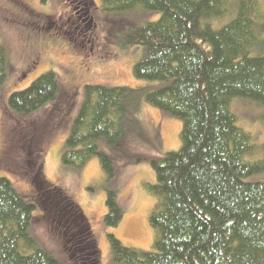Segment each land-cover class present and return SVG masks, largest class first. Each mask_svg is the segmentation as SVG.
Returning <instances> with one entry per match:
<instances>
[{"label": "trees", "instance_id": "obj_1", "mask_svg": "<svg viewBox=\"0 0 264 264\" xmlns=\"http://www.w3.org/2000/svg\"><path fill=\"white\" fill-rule=\"evenodd\" d=\"M79 2L91 12L94 0ZM101 6L108 16L135 9L151 16L127 26L123 34L126 45L142 46L134 76L151 84L85 85L63 144L62 163L81 168L98 157L112 180L117 175L114 148L124 146L126 125L135 119L141 101L183 121L178 150L136 159L149 160L156 177L148 186L155 198L149 217L153 250L126 247L111 234L114 261L264 264V154L257 153L254 136L238 124L232 106L236 98H247L264 107V3L102 0ZM7 76L0 42V87ZM59 92L60 80L50 70L12 92L8 105L16 114L30 116L55 103ZM39 174L40 169L35 177L43 182ZM32 181L36 203L0 176V264H62L29 233L42 202L44 213L66 228L73 264H101L82 208L59 187L47 185L43 191ZM105 205L104 224L117 227L124 211L113 188L106 189Z\"/></svg>", "mask_w": 264, "mask_h": 264}, {"label": "rangeland", "instance_id": "obj_2", "mask_svg": "<svg viewBox=\"0 0 264 264\" xmlns=\"http://www.w3.org/2000/svg\"><path fill=\"white\" fill-rule=\"evenodd\" d=\"M94 5L88 14L84 9L89 6L79 0H0V42L8 62V76L0 87V176L8 177L26 200L35 203L33 179L43 191L47 185L62 189L82 208L101 251V264H117L111 234L126 247L153 250L149 217L155 198L148 186L156 177L149 160L136 159L178 150L183 121L141 101L135 119L126 125L124 146L114 148L117 175L112 180L107 179L98 157L81 168L62 163L63 144L83 101L85 85L139 88L151 84L133 73L142 46L126 45L123 39L127 26L144 23L151 16L142 9L108 16L102 0H94ZM33 12L52 25L47 33L37 32L31 24ZM77 19H84L81 26ZM230 19L231 15L223 21ZM50 70L60 80L57 101L30 116L13 112L8 105L10 94ZM232 106L238 124L254 136L257 153L264 154V107L247 98H236ZM38 169L43 182L35 177ZM107 188L117 191L124 211L117 227L109 228L103 222ZM44 204L33 213L29 233L62 264H73L66 228L44 213Z\"/></svg>", "mask_w": 264, "mask_h": 264}, {"label": "flooded vegetation", "instance_id": "obj_3", "mask_svg": "<svg viewBox=\"0 0 264 264\" xmlns=\"http://www.w3.org/2000/svg\"><path fill=\"white\" fill-rule=\"evenodd\" d=\"M22 2V1H21ZM21 5H23V4H21ZM32 11H34V10H32ZM86 13H88L89 14V10H86L85 11ZM34 13V12H33ZM84 14V13H83ZM33 18H31V24H34L35 26H37V32H39V31H41V33H43V34H45V33H47V31H49L50 30V28H51V26H50V24H47V23H45V17L44 16H42V15H40V14H36V13H34L33 14V16H32ZM47 17V16H46ZM90 18H92L91 16H89ZM77 21H78V26H81V24H82V22L84 21V19H81L80 20V22H79V20L77 19ZM75 23H76V21H75ZM91 23H92V20H91ZM92 25V24H91ZM43 31V32H42ZM46 31V32H45ZM36 35V34H35ZM37 36V35H36Z\"/></svg>", "mask_w": 264, "mask_h": 264}]
</instances>
